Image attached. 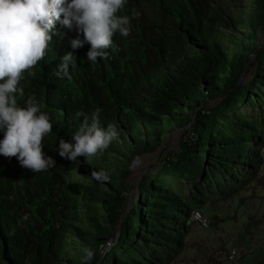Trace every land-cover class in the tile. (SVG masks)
I'll list each match as a JSON object with an SVG mask.
<instances>
[{
	"label": "trees",
	"instance_id": "trees-1",
	"mask_svg": "<svg viewBox=\"0 0 264 264\" xmlns=\"http://www.w3.org/2000/svg\"><path fill=\"white\" fill-rule=\"evenodd\" d=\"M253 2L244 32V21L218 0H124L116 15L128 17V34L114 33L115 47L94 64L87 43L71 49L74 28L54 25L44 57L19 81L17 102L33 95L43 105L52 130L42 151L55 164L33 172L0 155V264H81L61 257L68 237L93 250L88 264H174L194 211L252 191L264 174V0ZM221 28L242 33H231L233 47ZM65 51L77 57L71 80L54 75ZM96 109L99 125L112 124L116 138L87 160L59 156V140L72 142L73 114ZM177 129L179 150L140 179L126 212L129 162L156 152ZM93 170L108 179L94 180ZM78 171L89 185L74 179ZM172 179L192 184L191 192H178ZM206 217L210 227L219 222Z\"/></svg>",
	"mask_w": 264,
	"mask_h": 264
},
{
	"label": "clouds",
	"instance_id": "clouds-1",
	"mask_svg": "<svg viewBox=\"0 0 264 264\" xmlns=\"http://www.w3.org/2000/svg\"><path fill=\"white\" fill-rule=\"evenodd\" d=\"M124 0H0V155L15 156L19 164L33 172L54 166L52 156L42 151V138L52 130L48 114L41 111L42 104L29 95L19 104L23 88L19 81L25 71L32 75V67L45 55L51 39L50 30L58 22L77 35L69 39L71 49L89 45L86 60L95 63L108 55L107 49L115 47L112 37L128 34V17L117 16ZM81 34L82 37L81 38ZM77 67L73 51H65L59 58L54 75L72 79L71 72ZM99 109L90 115L76 111L72 121V142L59 140L55 151L68 160L83 155L86 160L102 152L117 132L112 124L101 127L98 121ZM139 159L133 157L129 168H135ZM94 180H106L102 172L93 170ZM81 264H88L94 252L80 248Z\"/></svg>",
	"mask_w": 264,
	"mask_h": 264
},
{
	"label": "rangeland",
	"instance_id": "rangeland-1",
	"mask_svg": "<svg viewBox=\"0 0 264 264\" xmlns=\"http://www.w3.org/2000/svg\"><path fill=\"white\" fill-rule=\"evenodd\" d=\"M218 3L226 11H230L235 20L244 21V25H240L239 28L245 32L254 10L253 0H218ZM224 18L227 20V15ZM221 31L226 34L224 45L229 47L234 46L230 40L231 33L242 34L232 28L230 30L221 28ZM263 45L264 30L259 34V46ZM255 62L256 55H252L250 64L255 65ZM253 74L254 68L248 67L246 79L251 78ZM182 134V129L173 131L166 136V141L160 149L139 158V164L127 180L129 192L127 193L126 212L130 210L131 204L137 199V186L140 179L148 172L155 173V166L161 158L179 150ZM74 179L87 185L90 184L78 175L74 176ZM171 183L178 192L184 195H188L193 188L190 183H182L174 179L171 180ZM203 211L207 216H217L219 222L215 227L208 229H203L196 223L193 224L186 238L185 249L174 264H229L227 254L233 250L244 252V257L238 260L237 264H256L264 259V174L252 191L240 193L227 201L218 203L214 210L204 208ZM118 232L119 227H116L115 234L117 235ZM75 245H79L76 240L70 237L65 239L64 248L61 251L62 259L68 260L72 256L80 260L81 247H74Z\"/></svg>",
	"mask_w": 264,
	"mask_h": 264
},
{
	"label": "built area",
	"instance_id": "built-area-1",
	"mask_svg": "<svg viewBox=\"0 0 264 264\" xmlns=\"http://www.w3.org/2000/svg\"><path fill=\"white\" fill-rule=\"evenodd\" d=\"M193 221L198 224L203 229L210 228V222L205 214H203L201 211H194L193 213ZM242 255H244V252L242 251H230L227 254V261L229 264H237L238 260L241 259Z\"/></svg>",
	"mask_w": 264,
	"mask_h": 264
},
{
	"label": "water",
	"instance_id": "water-1",
	"mask_svg": "<svg viewBox=\"0 0 264 264\" xmlns=\"http://www.w3.org/2000/svg\"><path fill=\"white\" fill-rule=\"evenodd\" d=\"M78 176L79 177H81V178H87L88 177V175L85 173V172H83V171H78ZM118 235L119 234H115V230H114V233H113V236H112V240H111V243L112 244H114L115 243V241L117 240V237H118Z\"/></svg>",
	"mask_w": 264,
	"mask_h": 264
}]
</instances>
